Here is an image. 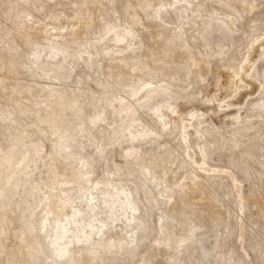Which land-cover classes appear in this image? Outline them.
Instances as JSON below:
<instances>
[{"label": "rangeland", "instance_id": "374dc122", "mask_svg": "<svg viewBox=\"0 0 264 264\" xmlns=\"http://www.w3.org/2000/svg\"><path fill=\"white\" fill-rule=\"evenodd\" d=\"M0 264H264V0H0Z\"/></svg>", "mask_w": 264, "mask_h": 264}]
</instances>
